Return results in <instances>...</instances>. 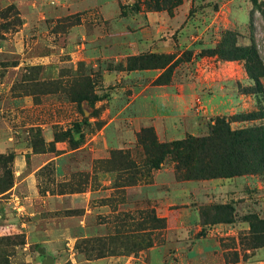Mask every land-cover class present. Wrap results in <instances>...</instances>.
<instances>
[{"label":"rangeland","instance_id":"rangeland-1","mask_svg":"<svg viewBox=\"0 0 264 264\" xmlns=\"http://www.w3.org/2000/svg\"><path fill=\"white\" fill-rule=\"evenodd\" d=\"M168 1L0 0V264H264V172L123 168L141 128L167 142L264 108V0ZM225 37L255 47L259 85L214 53ZM222 203L233 222L211 223Z\"/></svg>","mask_w":264,"mask_h":264},{"label":"trees","instance_id":"trees-1","mask_svg":"<svg viewBox=\"0 0 264 264\" xmlns=\"http://www.w3.org/2000/svg\"><path fill=\"white\" fill-rule=\"evenodd\" d=\"M159 1L169 2L168 0H154L155 9L159 7ZM225 36L234 35L228 32ZM226 37L214 50V53L222 59H243L247 74L259 85V77L263 75V65L255 47L253 45L249 47L236 46ZM81 100L90 102L89 97L86 96H83ZM89 105L91 106V103ZM256 119H264V108L230 117L219 116L210 125L207 134L188 135L167 142H160L152 127L141 128L136 134V139L143 152V161L141 163L124 162L125 167L123 168L125 170L132 168L135 172L146 166L149 169H157L165 159L169 158L175 163L176 174L183 179L229 178L263 173L264 123L239 128L231 127L233 121ZM119 153L125 156L123 151ZM128 154L127 156H129ZM1 158L3 161L8 160V157L1 156ZM5 174L6 179L9 180L8 184H10L12 172L7 168ZM211 210H213L211 223L233 222L234 208L232 205L216 204L211 206ZM206 215L209 214L206 213ZM154 221L159 222L161 219L154 218ZM247 221L250 227L249 234L252 235L253 240H264V217L259 218L252 215L247 217Z\"/></svg>","mask_w":264,"mask_h":264}]
</instances>
